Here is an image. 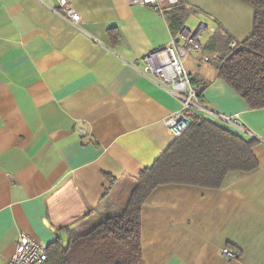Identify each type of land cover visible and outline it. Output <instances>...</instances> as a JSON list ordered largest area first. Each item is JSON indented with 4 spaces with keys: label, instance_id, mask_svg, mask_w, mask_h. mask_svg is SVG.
<instances>
[{
    "label": "crops",
    "instance_id": "0c3cea01",
    "mask_svg": "<svg viewBox=\"0 0 264 264\" xmlns=\"http://www.w3.org/2000/svg\"><path fill=\"white\" fill-rule=\"evenodd\" d=\"M68 1L79 23L60 0H0V264L21 232L48 246L120 213L175 140L166 119L181 104L145 73L147 54L183 43L191 23L215 30L204 47L216 32L243 42L254 28L244 0H181L189 14L175 29L164 14L174 6ZM215 57L203 49L185 67L212 110L240 116L254 137L231 129L256 141L259 167L228 173L220 188L157 187L142 208L144 264H264V108L218 76ZM230 247L239 257L223 254Z\"/></svg>",
    "mask_w": 264,
    "mask_h": 264
},
{
    "label": "trees",
    "instance_id": "16d2710c",
    "mask_svg": "<svg viewBox=\"0 0 264 264\" xmlns=\"http://www.w3.org/2000/svg\"><path fill=\"white\" fill-rule=\"evenodd\" d=\"M244 1L254 11L252 34L232 49V39L216 32L204 50L216 53L218 76L251 109H263L264 0ZM164 14L175 29L182 27L189 13L180 3ZM199 90L202 98L203 90ZM255 143L224 124L194 118L155 163L140 172L120 213L105 217L87 232L71 236L67 242L57 238L47 246L45 264H144L142 208L153 191L169 184L220 188L228 173H250L258 169L259 162L253 151ZM106 178L110 183L115 179L109 174ZM229 249L239 257L235 249Z\"/></svg>",
    "mask_w": 264,
    "mask_h": 264
},
{
    "label": "built area",
    "instance_id": "2783aa9c",
    "mask_svg": "<svg viewBox=\"0 0 264 264\" xmlns=\"http://www.w3.org/2000/svg\"><path fill=\"white\" fill-rule=\"evenodd\" d=\"M131 5L151 6L154 10L164 13L165 7L176 6L181 0H127ZM68 20L79 23V13L68 0H60V11ZM184 42L179 43L172 39L170 44L163 49L155 50L147 54L143 61L145 73L159 78L162 84L167 86L171 93L180 101L181 109L171 114L166 119V124L175 137L181 136L196 117L209 116L215 123H220L234 128L240 132H248L238 114L226 115L212 110L200 97V90L193 83L189 72L185 67V59L204 49L200 41L203 34L210 36L215 30H209V26L202 22L194 30L182 27ZM232 49L239 46L237 41L230 43ZM208 60L207 57L204 58ZM254 137V135H252ZM223 254L228 258H236L237 254L225 248ZM48 260L47 246L35 241L26 232H21L13 255L5 264H45Z\"/></svg>",
    "mask_w": 264,
    "mask_h": 264
},
{
    "label": "rangeland",
    "instance_id": "374dc122",
    "mask_svg": "<svg viewBox=\"0 0 264 264\" xmlns=\"http://www.w3.org/2000/svg\"><path fill=\"white\" fill-rule=\"evenodd\" d=\"M189 24H190V22H188ZM191 25L193 26V27H197L198 26V23H191ZM126 204V203H125Z\"/></svg>",
    "mask_w": 264,
    "mask_h": 264
}]
</instances>
